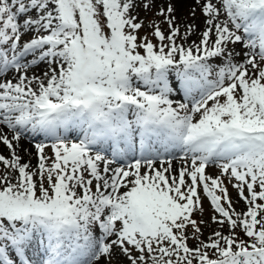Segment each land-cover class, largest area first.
<instances>
[{
	"label": "snow or ice",
	"instance_id": "snow-or-ice-1",
	"mask_svg": "<svg viewBox=\"0 0 264 264\" xmlns=\"http://www.w3.org/2000/svg\"><path fill=\"white\" fill-rule=\"evenodd\" d=\"M155 3L0 0V264H264V0Z\"/></svg>",
	"mask_w": 264,
	"mask_h": 264
},
{
	"label": "rangeland",
	"instance_id": "rangeland-1",
	"mask_svg": "<svg viewBox=\"0 0 264 264\" xmlns=\"http://www.w3.org/2000/svg\"><path fill=\"white\" fill-rule=\"evenodd\" d=\"M138 2H139V0H138ZM167 2H168L167 0H161L159 3H155V5L150 10H147V11L142 7V5H141L140 8H138L136 10L135 14L138 15L139 20L142 21L143 25H144L139 30V33H138L139 36L143 37V36L147 35L149 37V39H151L154 44L157 43L155 38L152 36L153 28L149 27L150 23H159L162 31L167 33L168 26H167V24H165L163 22L164 21V17H162V16L157 14L158 7L161 4H166ZM187 6L188 5L186 4V7L181 9L180 10L181 13H179V19H180V21H183L184 23H188V22L194 21L196 19L195 17H192L190 15V11L187 10V8H188ZM189 9H191V8L189 7ZM196 15L202 16L200 10L196 11ZM200 27L203 30L204 23L200 24ZM105 31H107V29H105ZM198 35H200V32H199ZM198 38L199 37H193L192 40H198ZM236 47H237V51H240V46L237 45ZM237 59L239 60V59H241V57H237ZM136 83H139V82H136ZM173 98L176 99V97H173ZM45 151H46L47 155H49V156L52 155L50 148H47ZM136 155L138 156L139 152H136L135 156ZM35 156H36V159L38 161L37 153H36ZM172 156H177V157H179L181 159L182 153H180L179 150H176V151L172 152ZM167 158H168L167 156H164V159H167ZM3 171H4L3 165H2V163H0V172H3ZM206 174L211 175V176H217V175H220V172H219L218 167L215 164H211V165H209L206 168ZM222 179L225 180V184H226V186L228 188L229 196L232 199V201L234 203V206L237 209V211H244L246 209V205H245L244 201L239 199L237 189L232 187L231 183H228V178L227 177H222ZM233 183H234V181H233ZM200 195H201L202 201H203V212L196 211L194 213V215H193V218L197 219V221L202 219V220H204L206 222L205 225H201V227L203 229V232H204V237L203 238L206 239L219 226L217 224H214L212 222V220H211L212 215H214V211H213L210 203L208 202V200L203 197L202 188L200 190ZM245 195H247L246 189H245ZM224 231H225V234H227V231H228L227 227H225ZM236 231H237L238 235L240 236V238L247 239V237H245L244 234L239 229H237ZM189 243H190V245H195L196 242L194 240H189ZM125 264H126V262H125Z\"/></svg>",
	"mask_w": 264,
	"mask_h": 264
},
{
	"label": "bare ground",
	"instance_id": "bare-ground-1",
	"mask_svg": "<svg viewBox=\"0 0 264 264\" xmlns=\"http://www.w3.org/2000/svg\"><path fill=\"white\" fill-rule=\"evenodd\" d=\"M161 0H156V3H159ZM168 1V0H167ZM171 2L176 6L177 8V13L176 15L179 17V13L181 9L186 7V4L188 5L187 10L190 11L189 7L191 8L194 4V0H171ZM199 8L196 9V11H198ZM195 20L194 23L197 25V31L194 35H192L190 37V41L192 40L193 37H199V32L202 31V28L200 27V24L204 23V17L199 16V15H195ZM193 22V21H191ZM181 29L183 32V24H181ZM45 68L43 65H41L39 68L35 69V71L37 72V74H40L42 71H44ZM5 131L7 132L8 130L5 129ZM9 136H11V133L8 132ZM40 138L37 137L36 141H33L31 137L25 136L22 137L21 140L19 141V147L17 148V152L18 154L22 157V161L21 162H29L31 164V166L33 168L36 167V165L38 164V161L36 159V149L34 147V143L38 142ZM15 143V142H14ZM25 149H27V151H25ZM0 154L5 155L6 157L10 156V151L9 149L3 145L2 142H0ZM168 157V156H167ZM138 158V156H137ZM169 159V157L167 158ZM172 159V165H173V169L178 171L179 167L182 164V161L179 157L177 156H171ZM131 160H125L122 161V164H127L130 163ZM157 167H159V161H157ZM121 260H123V257H120Z\"/></svg>",
	"mask_w": 264,
	"mask_h": 264
}]
</instances>
